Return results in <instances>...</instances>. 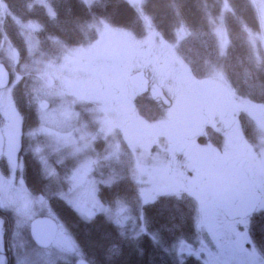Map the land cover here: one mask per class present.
Segmentation results:
<instances>
[{
	"label": "rangeland",
	"instance_id": "obj_1",
	"mask_svg": "<svg viewBox=\"0 0 264 264\" xmlns=\"http://www.w3.org/2000/svg\"><path fill=\"white\" fill-rule=\"evenodd\" d=\"M36 1L43 4L47 13L52 15V10L45 0ZM93 1L95 0H84L86 4H91ZM127 1L140 11L141 0ZM250 2L260 24L259 33L248 32L250 44L256 54L257 45H260L259 47L264 51V0H250ZM4 11V6L0 2V15ZM141 17L145 24V34L150 37L154 30L148 19L143 15ZM212 22L218 50L223 53L227 41L223 21L218 18L213 19ZM22 29L28 55L31 58L30 64H17L16 56L9 43L4 36L0 38V62L6 66L10 74L9 84L0 90V130L5 138L0 167L5 165L8 170L4 174L0 168V210L9 213L12 218V221L9 219L5 221L0 217V247L3 246L0 252L6 255L4 264H77L81 259L78 249L53 215L47 201L29 194L18 178L20 160L17 149L18 131L17 133L15 131L19 128L20 116L12 102L11 88L22 76L34 75L35 80L31 91L38 123L35 128L26 132L29 136L31 151L39 161L45 177L57 175L50 162L52 155L57 158V161H68L72 164L67 168L68 174L62 179L63 187L58 196L67 202L81 218L90 219L97 213L103 214L123 235L136 237L146 232L145 223L137 219L127 205L116 202L113 206H109L98 199V185H109L113 180L112 174L106 177L98 174L99 163L103 160L111 163V160L117 159L118 141L114 136L116 132L113 133L109 127L112 119L110 116L102 115L101 118L91 116L83 107L86 102L84 93L79 88L81 83L76 80H79L80 76L75 78L77 74H82L86 77L80 80L86 81L87 76L90 77V72L97 66L108 69L111 65L115 67L116 62L111 58L101 62L99 58H94V54L82 52L81 46L79 48L61 47L58 55L47 58L38 51L35 44L34 25L23 24ZM85 31L86 34L93 32L95 36L87 39L84 43L85 48H90L95 42L93 40L96 39L105 44L113 42L117 45L124 36L122 32H127L124 29L109 27L102 20L90 22L85 27ZM154 34L155 41L158 42L160 36L156 32ZM183 35L185 32L180 28L177 29V41ZM115 37H118V42ZM156 42L155 44H159ZM166 47L172 53H176V44L166 45ZM97 56L100 57L99 54ZM207 74L212 80H218L220 84L226 86L230 104L239 111L250 112L249 115L254 121L257 143L248 149L250 150L249 161L254 171L253 181L261 194L257 209L264 210V105L251 103L237 96L217 68L211 67ZM43 102L48 103L47 108L42 106ZM88 114L89 119L86 121ZM152 127L156 129V135H164L162 123ZM21 134L23 137L22 130ZM156 135L153 139L138 138L133 144L126 141L124 144L132 157L131 167L134 169L132 178L136 182L138 199L141 202L153 200L163 194L176 196L188 194L190 197L192 195L195 197L193 202L195 236L190 240L180 239L176 242L177 259L181 261L185 257L192 256L202 264H264V258L247 236L248 221L217 222V219L211 218L207 213V207L204 209L206 205H204L202 189L199 186L191 187L186 182L181 183L180 181L185 179L177 165L172 164L176 175L172 174L171 169L167 170L168 150L164 140L156 141L159 137ZM97 138L106 139L107 150L103 155L94 148V141ZM96 175L99 177H95ZM208 211L210 214L215 213L214 210ZM38 216L54 219L60 232L52 245L46 249L33 248L25 241L30 221Z\"/></svg>",
	"mask_w": 264,
	"mask_h": 264
},
{
	"label": "trees",
	"instance_id": "obj_2",
	"mask_svg": "<svg viewBox=\"0 0 264 264\" xmlns=\"http://www.w3.org/2000/svg\"><path fill=\"white\" fill-rule=\"evenodd\" d=\"M45 1L52 15L36 0H0L5 9L0 15V38L4 36L9 43L19 65L30 64L31 60L23 24L34 25L33 38L37 49L49 58L58 55L61 47L77 46L95 37L93 32L86 34L85 31V27L94 20H102L109 27L124 29L141 37L145 34L143 15L161 39L176 44L177 55L192 73L204 77L211 67H215L237 96L264 105V51L257 45L255 54L248 38V32H260L250 0H141L140 11L127 0H95L91 4L84 0ZM218 18L223 21L227 36L223 53L218 50L212 28V20ZM179 28L185 35L177 41ZM34 80V75H24L11 88L12 102L20 116L23 131L18 153V178L29 194L47 201L53 215L75 243L81 259L88 264H202L192 256L180 261L175 253L178 240H190L195 236L193 200L181 194L159 195L141 202L132 178L131 155L124 142L120 144L122 155L119 159L99 163L98 174L117 176L109 185H98L97 195L103 204L113 206L121 202L127 205L131 213L145 223L146 232L136 237L123 235L100 213L83 219L58 196L63 187L62 179L72 164L57 161L52 155L50 162L58 179L45 177L31 151L26 132L38 123L31 91ZM140 111L147 118L152 108L141 106ZM239 124L246 141L255 145L257 132L252 120L241 113ZM95 148L99 153L102 146L96 143ZM0 168L4 174L7 173L5 165ZM0 217L12 221L10 214L2 210ZM246 231L264 258V210L249 218ZM28 236L25 237L26 243L37 248Z\"/></svg>",
	"mask_w": 264,
	"mask_h": 264
},
{
	"label": "flooded vegetation",
	"instance_id": "obj_3",
	"mask_svg": "<svg viewBox=\"0 0 264 264\" xmlns=\"http://www.w3.org/2000/svg\"><path fill=\"white\" fill-rule=\"evenodd\" d=\"M127 32H122L124 36L120 41L115 37L119 41L117 45L113 42V45L111 42L105 44L96 39L90 48H85V42L71 47L81 46L82 52L94 54V58H99L101 62L108 58L116 62L115 67L111 65L108 69L97 66L86 81L80 80L86 77L82 74L75 76H80L76 80L81 83L79 88L84 93L86 102L83 107L91 116L112 118L109 127L113 133L116 132L114 136L119 150L117 159L122 155L121 142L133 144L138 138L153 139L156 129L152 125L162 123L164 135H156L159 136L156 141H165L168 150L167 170L171 169L172 174L176 175L172 164L177 165L185 179L181 183L186 182L191 187L199 186L202 189L206 205L204 209L207 207L208 215L217 219V222L248 221L255 212L260 211L257 209L260 201L248 217L233 220L227 217L245 193L259 192L253 181L254 171L249 161L248 149L254 145L246 141L239 124L241 113L246 114L254 124L250 112L234 108L227 98L226 86L218 80H212L207 73L204 77L196 75L186 68L181 58L166 47L175 43H167L161 37L156 42L155 31L150 37L147 34L136 37L130 31ZM155 87L167 99V106L160 100ZM141 106L152 108L147 118L141 113ZM88 117L89 114L86 121ZM18 126L15 133L18 131L19 152L21 121ZM94 143L102 146L100 154L106 153V139L97 138ZM112 176L110 184L117 174ZM190 198L194 202L195 197L192 195ZM208 210H214L215 213L210 214ZM5 259L6 255L0 252V264H4Z\"/></svg>",
	"mask_w": 264,
	"mask_h": 264
},
{
	"label": "water",
	"instance_id": "obj_4",
	"mask_svg": "<svg viewBox=\"0 0 264 264\" xmlns=\"http://www.w3.org/2000/svg\"><path fill=\"white\" fill-rule=\"evenodd\" d=\"M10 81V74L6 66L0 62V90L7 87ZM158 96L162 103L167 106L168 101L158 87ZM44 108L48 107L47 102L42 103ZM3 149V135L0 130V156ZM260 201V194L257 191H249L239 199L228 215V220L244 218L251 215ZM57 223L54 219L46 216H38L30 221L28 234L32 243L39 249L49 248L59 234ZM77 264H88L84 259H79Z\"/></svg>",
	"mask_w": 264,
	"mask_h": 264
}]
</instances>
